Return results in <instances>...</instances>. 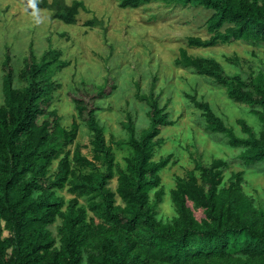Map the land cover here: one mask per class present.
Here are the masks:
<instances>
[{"label":"trees","instance_id":"1","mask_svg":"<svg viewBox=\"0 0 264 264\" xmlns=\"http://www.w3.org/2000/svg\"><path fill=\"white\" fill-rule=\"evenodd\" d=\"M51 10V17L67 24L76 22L81 0H25ZM150 0H118L122 8H135ZM200 5L211 13L205 24L207 37L188 36L190 47H208L231 40L248 44L264 42V0H164ZM61 51L48 48L37 57L32 51L23 61L14 85V72L6 53L2 62L3 103L0 104V264H264V210L254 206L241 188L244 170L232 171L223 184L227 162L214 158L195 162L184 176L175 177L170 191L176 215L156 218L163 187L159 172L171 155L154 159L161 144L160 127L173 123L156 94L140 95L148 105L149 125L137 135L130 116L123 124L128 132L129 154L124 166L115 162L96 112V100L114 87L112 79L92 93L72 96L76 114L91 132V157L74 143L78 123L62 125L51 107L59 83L57 71L69 64ZM237 62L236 58L228 59ZM176 64L193 68L224 88L228 98L264 110V71L243 76L225 72L208 56L192 55L180 48ZM189 99L201 111L205 128L226 135L229 144L244 147L245 166L264 162V130L255 134L236 119L245 136L195 94ZM121 143L122 141H116ZM57 160L56 170L50 172ZM100 163L103 169L97 165ZM195 171L199 172V176ZM116 172L114 189L109 180ZM88 198L86 207L76 197L67 201L57 190ZM120 198L117 202L116 198ZM203 210L196 218L190 206ZM95 217L98 220H95ZM60 218L58 244L50 226Z\"/></svg>","mask_w":264,"mask_h":264},{"label":"rangeland","instance_id":"2","mask_svg":"<svg viewBox=\"0 0 264 264\" xmlns=\"http://www.w3.org/2000/svg\"><path fill=\"white\" fill-rule=\"evenodd\" d=\"M81 1L86 10H79L76 22L67 24L52 18L48 8L32 6L25 0H0V104L3 103L2 62L6 53L10 56L14 85L21 87L23 82L17 74L29 53L32 51L39 57L48 48L58 49L62 52L61 58L69 64L54 76L59 88L53 94L51 107L61 116L62 125L69 127L73 120L78 123L71 151L79 144L81 153L90 158L92 136L76 114L71 98L86 91L92 93L107 77L112 79L114 87L96 100L99 107L96 116L107 143L112 145L115 162L121 166L129 154L128 132L122 123L130 116L138 136L149 125L148 105L140 95L152 90L160 106H165L173 123L160 127L158 136L162 142L155 150L154 159L167 155L171 158L159 172L163 195L156 208L157 219L167 221L176 215L170 196L175 177L184 176L197 161L209 163L214 158L227 162L223 184L232 171L244 170L242 191L255 207L264 210V162L245 166L240 156L244 147L232 146L226 135L207 130L201 111L188 96L195 94L208 102L238 136L245 134L236 119H243L255 134L264 130V110L228 98L224 88L211 78L175 63L180 48H185L189 54L217 59L225 72L247 76L264 71V42L248 44L231 40L208 47L188 46V36L209 35L205 21L211 11L200 5L150 0L135 8H122L118 0ZM232 58L237 62L228 60ZM97 165L103 169L100 163ZM56 166L57 160H54L51 173ZM195 173L199 176L198 171ZM116 176L115 172L109 180L112 189L117 184ZM57 194L63 197L64 207L70 198L76 197L86 207L87 218L93 216L86 196L69 192L68 185L57 190ZM116 200L120 202L119 197ZM190 206L199 219L203 210L193 207L192 203ZM95 220L98 219L95 217ZM60 221L57 218L50 226L57 244Z\"/></svg>","mask_w":264,"mask_h":264}]
</instances>
